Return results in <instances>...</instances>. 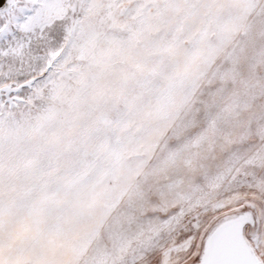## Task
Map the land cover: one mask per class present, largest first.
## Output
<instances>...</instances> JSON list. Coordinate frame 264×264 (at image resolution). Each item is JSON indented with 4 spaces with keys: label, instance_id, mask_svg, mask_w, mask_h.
Instances as JSON below:
<instances>
[{
    "label": "snow or ice",
    "instance_id": "6c2138e0",
    "mask_svg": "<svg viewBox=\"0 0 264 264\" xmlns=\"http://www.w3.org/2000/svg\"><path fill=\"white\" fill-rule=\"evenodd\" d=\"M0 264H264V0H0Z\"/></svg>",
    "mask_w": 264,
    "mask_h": 264
}]
</instances>
